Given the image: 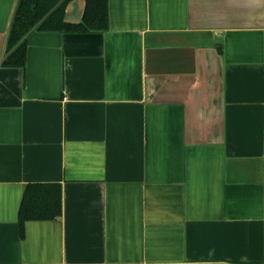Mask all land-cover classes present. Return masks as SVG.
I'll list each match as a JSON object with an SVG mask.
<instances>
[{
	"label": "crops",
	"instance_id": "1",
	"mask_svg": "<svg viewBox=\"0 0 264 264\" xmlns=\"http://www.w3.org/2000/svg\"><path fill=\"white\" fill-rule=\"evenodd\" d=\"M19 1L0 0V264H264V0H106L104 29L40 28L64 1L83 22L87 0H52L10 44ZM30 187L48 217L22 227Z\"/></svg>",
	"mask_w": 264,
	"mask_h": 264
},
{
	"label": "trees",
	"instance_id": "2",
	"mask_svg": "<svg viewBox=\"0 0 264 264\" xmlns=\"http://www.w3.org/2000/svg\"><path fill=\"white\" fill-rule=\"evenodd\" d=\"M55 5L52 0H20L10 32V44H15L27 33V31L37 24ZM66 1L55 9L40 25V28L50 27H74V28H96L104 29L107 25V4L106 0H87V6L83 22L78 25L64 23L63 12ZM57 25H52L55 21ZM61 26H60V25ZM56 27V28H57ZM25 45L21 44L9 57L6 64L20 65L24 62ZM37 190L30 187L24 196L20 209V225L23 227L25 221L36 218H47L46 214H39L35 207Z\"/></svg>",
	"mask_w": 264,
	"mask_h": 264
}]
</instances>
